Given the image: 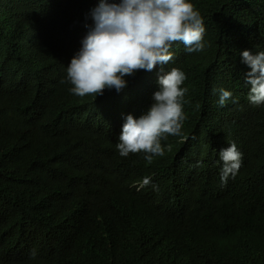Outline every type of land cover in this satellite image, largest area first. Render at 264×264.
<instances>
[{"label":"trees","instance_id":"1","mask_svg":"<svg viewBox=\"0 0 264 264\" xmlns=\"http://www.w3.org/2000/svg\"><path fill=\"white\" fill-rule=\"evenodd\" d=\"M100 3L0 0V264H264V105L249 102L241 57L264 51V0H192L202 51L176 42L123 90L79 97L67 68ZM174 67L180 135L151 162L122 157L127 115L147 113ZM231 143L242 163L223 184Z\"/></svg>","mask_w":264,"mask_h":264},{"label":"clouds","instance_id":"2","mask_svg":"<svg viewBox=\"0 0 264 264\" xmlns=\"http://www.w3.org/2000/svg\"><path fill=\"white\" fill-rule=\"evenodd\" d=\"M93 18L95 27L67 68L70 92L79 97H97L106 88L123 90L127 86L125 77L168 64L176 42H182L189 53L205 47L203 17L192 0H101ZM241 57L250 68L245 74V82L250 85L249 102L264 105V51L245 49ZM185 79V73L175 67L161 74L160 90L154 93L155 103L147 113L139 118L127 115L117 144L122 157L143 152L151 162L155 156L164 155L162 140L180 135L186 119L183 97L187 89L181 87ZM219 91V104L224 106L233 93ZM219 156L223 162L220 178L226 184L241 167L242 153L231 143L219 151ZM149 182L148 178L144 180V184Z\"/></svg>","mask_w":264,"mask_h":264}]
</instances>
